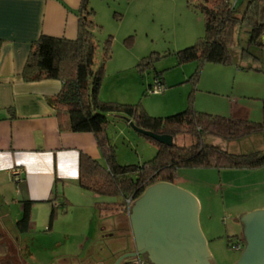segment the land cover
<instances>
[{"label":"rangeland","instance_id":"374dc122","mask_svg":"<svg viewBox=\"0 0 264 264\" xmlns=\"http://www.w3.org/2000/svg\"><path fill=\"white\" fill-rule=\"evenodd\" d=\"M246 1L230 0L239 6ZM194 4L190 0H90L95 12L93 20L99 26L95 30L98 42L95 69L103 63L104 47L107 40H111L112 57L105 65L100 91L102 101L141 104L155 118L174 115L168 109L173 103L185 99L189 103L194 86L186 80V75L190 78L199 63L180 66L174 52L194 45L205 34L204 17ZM245 31L243 28L239 35L242 42L247 38ZM240 54L241 47L237 43L232 48L233 64H204L197 86L213 93L208 95L216 100L219 109L225 108L224 95L232 94L237 112L249 111L252 121L263 122L264 73H238L236 63L253 65L252 61L241 60ZM150 56H153L150 65L140 67L141 61ZM156 72H163L170 82H185L170 88L167 81L164 87L170 93L166 97L165 93L149 94L147 87L154 82ZM219 82L228 89L226 92H213L212 84ZM120 117L126 118L122 114L111 117L115 123L108 133L116 147L118 163L138 165L152 160L157 152L155 145ZM193 140L190 133H184L178 135L176 143L191 145ZM205 141L233 154L264 151V132L235 141L214 136H208ZM177 175L181 179L179 187L199 202V223L214 264L238 262L243 253L234 250L229 239L234 244L241 233L237 218L264 209V166L250 170L182 168ZM88 194L98 197V203L123 201L121 196ZM0 204L2 206L1 201ZM56 204L57 216L51 229V212L46 216L40 214L30 231L18 235L19 241H2L0 264H25L24 260L26 264H86V261L113 258L118 252L130 250L133 234L127 217H102L99 210L87 213L83 207L65 201L64 197ZM110 233L114 234L112 238L107 237ZM19 242L26 250L23 258L19 256Z\"/></svg>","mask_w":264,"mask_h":264},{"label":"trees","instance_id":"16d2710c","mask_svg":"<svg viewBox=\"0 0 264 264\" xmlns=\"http://www.w3.org/2000/svg\"><path fill=\"white\" fill-rule=\"evenodd\" d=\"M194 2V7L204 17L205 34L194 45L174 52L180 66L199 63L196 72L189 78L194 89L187 109L168 117H152L141 104L127 105L100 99L105 65L112 57L111 40H107L104 47L103 63L98 70L95 69L98 49L95 30L99 26L93 20L95 12L90 0H82L78 10L76 39L42 35L33 43L23 78L28 82L43 79L62 81L61 91L51 100L61 131L92 133L104 157L105 163L101 164L87 155L81 156L80 187L97 195L121 196L123 199L121 203L96 204L101 214L126 209L127 200L133 198L135 201L149 186L160 182L173 183L182 168L250 170L264 166V151L233 154L205 141L208 136L235 141L263 133L264 119L263 122H254L204 113L197 111L192 101L204 64H233L232 48L237 43L241 47L240 59L253 63L252 66L236 63L237 68L264 73V0H249L244 10L230 0H190V3ZM243 28H246L247 34L245 42L239 38ZM152 60L153 56L144 58L139 66L147 67ZM157 79L164 85L163 72L155 73L154 80ZM152 85H148L147 92ZM115 114L124 115L143 130L173 136L175 144L170 147L144 136L155 145L156 156L142 164L120 165L116 147L108 135L110 123L114 122L111 117ZM184 133H190L194 140L191 145L179 146L176 139ZM22 204L23 215L16 223L21 235L29 231L33 202L24 200ZM57 209V205L52 208L49 229L56 219ZM229 242H232L231 239Z\"/></svg>","mask_w":264,"mask_h":264},{"label":"crops","instance_id":"0c3cea01","mask_svg":"<svg viewBox=\"0 0 264 264\" xmlns=\"http://www.w3.org/2000/svg\"><path fill=\"white\" fill-rule=\"evenodd\" d=\"M248 1L236 6L244 10ZM81 2L82 0H0V244L2 241H19L18 235L21 234L16 229V223L23 215L24 200L33 202L29 231L40 214L49 215L61 197L74 206L83 207L87 213L89 210H98V197L89 195V192H93L79 185L82 155L101 164L105 163L96 137L92 133L61 131L51 100L61 91L62 81L43 79L28 82L23 78L33 43L42 35L71 40L77 38ZM236 71L257 73L238 68ZM186 77L189 81V76ZM167 81L164 77V85ZM168 82L170 88H174L185 81ZM212 88L217 93L228 90L222 82L213 83ZM164 93L166 97L170 90H165ZM194 94V107L197 111L251 120L249 111L238 113L235 110L232 94L224 95V109H219L216 100L208 95L213 94L211 91L197 86ZM173 104L168 109L176 114L187 109L189 103L185 99ZM113 124L111 122L109 128ZM13 170L19 172V180L11 175ZM178 180L181 181L177 178L171 184L179 187ZM131 209L123 208L101 215L127 217L132 230ZM112 230L114 229L110 231ZM113 236V233L107 234V237ZM130 243V250L118 252L113 258L86 261V264H115L123 254L136 250L134 236ZM17 247L19 256L23 258L26 254L24 246L19 242ZM23 262L27 263L25 260Z\"/></svg>","mask_w":264,"mask_h":264},{"label":"water","instance_id":"95a60500","mask_svg":"<svg viewBox=\"0 0 264 264\" xmlns=\"http://www.w3.org/2000/svg\"><path fill=\"white\" fill-rule=\"evenodd\" d=\"M140 135L173 146L174 137L138 128ZM200 206L189 192L168 182L148 187L135 201L130 214L136 250L123 254L115 264L145 256L149 264H213L199 223ZM246 247L236 264H264V209L242 215Z\"/></svg>","mask_w":264,"mask_h":264},{"label":"built area","instance_id":"2783aa9c","mask_svg":"<svg viewBox=\"0 0 264 264\" xmlns=\"http://www.w3.org/2000/svg\"><path fill=\"white\" fill-rule=\"evenodd\" d=\"M165 90H166V88L164 87V85L161 83L160 80L157 79V80H154L153 85L150 87L148 93L153 94V95H160V94H163L165 92ZM18 174H19V172L17 170H13L11 173L13 178L19 180V177L17 176ZM133 203H134L133 198L128 199L127 200V208L131 209V207L133 206ZM231 246L236 251L242 252V250H243V244L239 239L234 244L232 241ZM125 264H149V263L145 257L137 256V257H134V258L127 260V262Z\"/></svg>","mask_w":264,"mask_h":264},{"label":"flooded vegetation","instance_id":"af4514ba","mask_svg":"<svg viewBox=\"0 0 264 264\" xmlns=\"http://www.w3.org/2000/svg\"><path fill=\"white\" fill-rule=\"evenodd\" d=\"M237 224H238V227L240 228V231H241V233H240V235L238 236V239L242 242V244H243V250H242V253H243V251L245 250V247H246V240H245V238H244V227H243V225L240 223V221L238 220L237 221ZM143 257H145V256H143ZM146 258V257H145ZM147 259V258H146ZM148 261V260H147ZM213 264H214V262H213ZM236 264V263H235Z\"/></svg>","mask_w":264,"mask_h":264}]
</instances>
